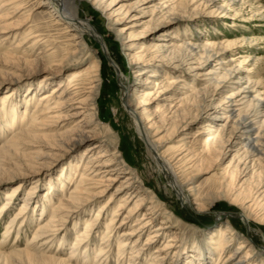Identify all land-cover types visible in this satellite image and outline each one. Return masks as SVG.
<instances>
[{
    "label": "bare ground",
    "instance_id": "bare-ground-1",
    "mask_svg": "<svg viewBox=\"0 0 264 264\" xmlns=\"http://www.w3.org/2000/svg\"><path fill=\"white\" fill-rule=\"evenodd\" d=\"M103 1L0 0V66L8 69L5 74L11 78L3 84L8 85L7 89L12 88L0 99V185L12 182L15 178L26 180L32 176L39 177L42 168L51 166V163L46 164V159L56 156L60 158L64 156L63 153L71 154L69 151L86 146L79 161L70 167L76 173L73 178L70 176L73 189L69 197L60 190L63 195L57 201V206H50L51 198L46 202L47 205H38L34 197L36 192L33 191L39 183L36 179V185L28 191L27 197L22 198L18 212L6 226L0 251L5 248H1L3 245L7 247L11 235L16 234V240L21 238L28 218L34 219L33 227L36 228L25 249H14L12 255L0 252V259L6 262L20 259L30 264H109L113 247L117 246L119 257H123L127 249H132L127 264H135L162 241L153 252L156 257L150 263L159 264L174 248L172 242H176V237L169 243L164 241V232H167L168 224L172 222L171 212L160 201L159 195L145 190L144 179L130 167L129 160L121 152L120 137L113 132L114 127L110 124V129L106 128L107 132H104L100 111L101 97L105 94L103 62L99 53L87 42L86 36L94 37L98 42L103 41L104 53L118 73L123 108L133 121L139 138L150 151L157 169L166 175L169 185L180 200L194 206L195 212L202 214L209 211L216 200L225 197L239 205V218L246 225L250 226L254 222L264 226V191L259 193L258 188L254 192L250 187L252 179L255 176L261 177L263 173V168L259 173L253 168L264 159V99L258 95L254 101H250L247 96V89L262 83H254V86L223 95L227 89L225 83L234 75V71L230 69L221 73L222 65L225 64L223 59L226 58L221 59L217 66L210 64L212 58L223 56L225 51L231 49L229 46L235 44L221 42L219 39L213 41L208 36H198V42L188 41L185 36L175 39L172 31L158 35L163 39L151 44L148 40L164 28L162 25L152 29V20H147L148 12L144 11L140 16L127 12V19L130 18L128 22L126 17L118 18L121 15L116 10L113 12L112 8L120 0H106L111 1L105 5L114 16H109L107 29L116 33L121 49L129 52L126 55L127 67L136 79L131 81L111 56L107 41L98 33L94 24L80 17L82 6L88 3L101 11L105 7H102ZM154 1L157 0H143V4L150 6ZM160 1L155 11H171L165 23L169 26L180 20L181 16L176 11L183 12L187 7L182 3L188 0ZM241 1L240 6L247 0H224L220 9L227 15L236 11L237 15L239 11L234 8ZM36 2L38 6L30 9L31 3ZM210 2L215 5L218 0ZM257 4L251 6L255 8L252 15L263 20L264 7L260 6L259 1ZM43 9L48 14V21L45 22H42L41 15H35V11ZM145 25L149 26L131 36L136 28ZM17 37L20 40L9 46L8 41ZM39 46L42 48L36 53ZM230 62H236V59ZM206 66H211L207 75L213 77L203 80L206 83L203 88L198 89L197 85H192V81L188 84L185 81L182 91L173 92L183 83L180 76L175 78L176 71H184L199 78ZM23 70L30 73L42 71L45 76L38 80L36 89H32L33 83L29 84L26 93L17 97L20 91L13 89V86L18 73ZM65 73L68 74L67 78H62L52 91H44ZM212 87H215V94L223 99L216 103L213 94L203 112L196 115H203L202 118L206 120L199 127L200 131L185 133L197 121L193 117L189 121L183 118L178 125V117H191V111L196 109L199 101L208 97ZM155 105L158 107L151 114L150 107ZM21 112L22 121L17 123ZM157 114L161 117L155 121L153 116ZM71 121L75 122L72 126ZM3 133L10 137H2ZM171 133L182 136L165 149L163 144L172 140ZM226 133L231 135L225 142L223 136ZM90 142L94 143L87 146ZM224 143L226 152H223V158L227 154L235 155L229 165L217 173V167H213V164L218 159L216 152L219 144ZM63 148L66 152L58 155L56 151ZM79 170H82L80 180L77 173ZM206 174H211L208 179L214 180L218 186L217 196L213 198L198 197L197 177ZM58 183L61 189V181L58 180ZM117 183L119 186L115 193L109 196L110 189ZM51 187L53 189V185ZM24 188L23 181L12 186L6 202L0 207V220L12 210ZM33 203H36L35 207ZM117 203L118 209H114V215L108 219V211ZM95 206L99 210L92 218ZM126 210L128 212L124 214ZM87 217L91 219L86 223L84 233L77 236L69 255L63 257L52 253L58 241L59 245L55 249L66 254L65 235L69 225L73 224V230L79 234ZM158 219H162L161 225L152 228ZM101 221H107L106 231L101 237L97 254L89 260L95 248L93 233L99 231ZM230 228L229 223L218 241L212 237L206 241L195 238L193 252L190 254L187 248L182 253L174 250L173 262L177 264L184 260V264H253L258 261L257 264H264V244L257 245L248 238L234 253L225 257L233 243V236L230 237L233 230ZM147 232V241L141 245L142 237ZM117 234L116 245L114 237Z\"/></svg>",
    "mask_w": 264,
    "mask_h": 264
},
{
    "label": "rangeland",
    "instance_id": "rangeland-1",
    "mask_svg": "<svg viewBox=\"0 0 264 264\" xmlns=\"http://www.w3.org/2000/svg\"><path fill=\"white\" fill-rule=\"evenodd\" d=\"M118 1V0H115ZM192 0L184 1L182 4L187 7L183 12L176 11L177 14L181 16L179 21H176L174 24H170L169 26L165 25V23L168 20V15H170L171 11H163L158 12L155 11V8L158 4H160L162 1L157 0L154 1L150 6L144 5L143 0H120L119 4L114 8H112L113 12H116L118 15V18H125L127 19L126 13L130 12V15H142L143 11L148 12V18L147 20L151 21V28L156 29V27L159 25H162V30L159 32L157 31L152 39H149L148 42L152 44V42L158 41V39L162 40L163 37L158 36L161 34H165L167 32H173V35L176 36L175 39L181 38L183 36L186 37V39H189L188 41L191 42H198L196 41L198 36H208L211 40L219 39L221 42L229 41L233 42L235 45L229 46L231 49H228L225 51V54L220 57H214L210 61L211 65H216L220 63V60L223 58L225 61V64L222 65V71L221 73H226V71L233 69L234 75L228 78L225 85L227 86V89L225 91L226 95L229 93L236 92L240 90L241 88H244L246 86H254V83H262L260 86H254L251 89H247V96H249L250 101H254V97L261 95L262 99H264V19L260 20L259 17H255L252 15L251 6H258V1L260 2V6L264 7V0H247L250 1L248 3L247 1L243 3L241 6L239 3L238 6H235V10L239 11L236 15V11L231 12L230 14H226V12L220 7L224 4V0H218L217 4L213 5L211 0H195L194 3L191 2ZM107 1H103L102 7L105 5ZM111 1H108L107 4H109ZM38 6V3H31L30 9H34ZM150 7L149 9H146ZM116 10V11H115ZM81 12L80 17L86 21H90L94 24V26L97 28L98 33L103 36V38L107 41L111 52V56L115 61L118 63L119 68L123 70V72L126 75H129V78L131 81H136L135 77L129 73V69L127 67V60L126 55L129 53L128 51H123L121 49L120 42L117 41L116 33L110 32L107 29L108 26V18L111 14L110 11H108L107 6L105 5L104 8L101 9V11H98L96 8L92 7L90 4H86L82 6V9L79 10ZM108 11V12H107ZM43 10L35 11V15H41L40 18L42 19V22L48 21V14H46ZM104 12V14L102 13ZM129 15V16H130ZM167 15V16H165ZM128 16V17H129ZM112 17H114L112 15ZM115 17V18H117ZM124 20V21H125ZM129 19H127L128 22ZM164 24V25H163ZM125 24H123L124 26ZM150 25V24H149ZM149 25L140 26L136 28L131 36L133 34H136L138 31L142 30L145 27H148ZM161 27V26H160ZM161 29V28H159ZM217 33H219L217 35ZM218 37V38H217ZM87 42L90 43L92 49L94 51H97L99 53V56L101 57V60L103 62V69H104V82H105V94L103 97H101L102 100V106H101V119L103 126L105 127L104 132L106 133L110 124L114 127L113 132L120 137V146H121V152L125 155V157L129 160L130 167L135 169L139 176L144 179L145 183V190H151L154 191L157 195L160 196V201L164 203V205L169 209L171 212V218L172 222H170L168 225L167 232H164L166 237L165 243H169L174 237H176V242H172L174 245V248L170 250L169 255L164 258L168 260H160L159 264H176L174 263L173 256L175 255L174 250H178L184 252V250H188L189 254L192 251L193 247V241L195 238H198L199 240L204 239L203 241H206L209 237H212L214 240L218 241L221 237L222 233L226 230L227 224L230 223V229L233 230V232L230 234V237L233 239V243L230 245L229 249H227L228 256L231 253H234L236 249L239 247L240 244L243 243L245 238H248L249 241L255 242L257 245H263L264 244V226L259 225L256 223H252L250 226L246 225L240 218L239 213H241L239 205L234 204L230 202L227 198H222L220 200L215 201V205L209 210L202 214H198L194 210V206L190 205L189 203H185L180 200V198L177 196V194L172 190L171 186L168 183V178L163 172H160L157 169V166L154 162V159L148 150L146 144L143 140H141L136 133L135 126L133 124V121L128 116L126 111L123 108V102L121 100V88H120V82L118 77L117 70L113 68L108 60V57L104 53V49L102 46V40L97 41L94 37L86 36ZM244 39L247 40L244 42ZM20 40V37L15 38L14 40H9L8 45H13L15 42H18ZM159 40V41H160ZM227 45V44H226ZM42 47L39 46L36 49V53L40 51ZM249 56L250 59L248 58ZM248 58V59H247ZM231 59H236V62H230ZM244 60V61H243ZM248 60V62H247ZM234 63V65H233ZM241 63V64H240ZM211 66H206L201 73V76L199 78H195L192 76V74H188L184 71H176L175 78H178L180 76V79L182 80V84L179 85V87H176L173 92H176L178 90H181L182 85L190 83L192 81V85H197L198 89L203 88L206 83H204V79L207 77L211 78L213 76H208L207 73L210 70ZM238 68V69H237ZM7 68L4 69V67L0 66V99L6 94L7 91H10L12 88L7 89L8 85L3 84L7 80L11 79L10 77L5 74L7 72ZM236 70V71H235ZM172 71V70H171ZM117 73V74H116ZM10 74V73H9ZM6 75V76H4ZM68 74H63L60 76L54 83H52L47 89L46 93L52 91V89L60 83V80L63 78H67ZM43 76H45L42 71H35L33 73L20 71L18 73L17 81L14 84L13 89H18L20 91L18 96L24 95L26 92V86L29 84H32V89H36V85L38 84V80L41 79ZM235 77H237V80H235ZM199 79V80H198ZM16 80V79H15ZM144 80V78H142ZM204 83V84H203ZM234 83V84H231ZM50 84V83H49ZM203 84V86H202ZM249 84V85H248ZM215 87L211 88L208 92H210L204 100H201L198 102L196 109L191 111V117L189 116H179L176 123L180 125L183 118H189L195 119L197 121L196 125H193L191 129H189L185 133H195L197 131H200L199 127L206 121L203 115L196 117V115L200 112L202 113L205 109V106L209 103V101L212 98V95L215 94L214 91ZM182 91V90H181ZM211 94V97H210ZM15 97V99H17ZM216 99V103H219L223 98L222 96L214 95ZM209 98V99H208ZM207 100V101H206ZM12 102V100H11ZM36 102V101H35ZM15 104V102H13ZM34 103V102H33ZM203 103V104H202ZM22 106V105H21ZM158 106L150 107V113L153 114ZM23 108V107H22ZM10 109L7 108V110ZM21 108H19L20 110ZM24 108L22 109V112H24ZM20 113L17 118V123L22 121L23 113ZM161 117L160 114L154 115L153 118L156 120ZM70 126H72L75 122L71 121ZM110 129V128H108ZM229 134V135H228ZM171 133V138L168 143L163 144L165 146V149L172 146L176 141L182 136L181 135H173ZM231 133H226L223 136V141H227L230 139ZM5 136V138H9V134L3 133L2 137ZM229 138V139H228ZM96 142V141H94ZM94 142H90L88 145L93 144ZM233 140L231 141V143ZM2 143L0 142V145ZM225 144H219V147L217 148L216 155L218 156V159L214 162L213 167H217V170L215 172L220 173L224 168H226L230 161L234 157V153L227 154L225 158H223V152H226ZM162 146V147H163ZM86 146L80 147L77 150H71L69 152H72L71 154H64L63 152H66V149L63 148L61 151L58 152V155H61L63 153L64 156H58L56 157H50L46 159V164L49 165L51 163V166H45L42 168L43 170L40 171L38 176H32L30 178H27L26 180H23L22 178H15L12 180V182L4 183L3 185H0V207L6 202L7 195L10 193L12 186L14 184L24 182V189L21 191L19 195V200L15 203L12 210L9 211L6 215L3 216V218L0 220V244L2 243L4 234L6 232V226L9 224V221L12 217L16 215L18 212L19 206L22 203V198L24 199L28 195V191L32 189V187L35 184V180L38 179L39 183L36 185L37 188L33 190L35 193V201L38 202V205H45L50 198L52 199L50 206L52 207L53 204L55 206L58 205L57 201L59 198L63 195V193L69 197L70 192L72 191L73 187L71 185L73 184L70 180V178L75 175V171L70 170L71 165H74L76 161H79V157L84 152ZM164 150V148H163ZM63 160H60L62 159ZM45 164V165H46ZM50 168V170H48ZM256 168V169H255ZM262 176H255L252 181L250 182V187L256 192L258 188L259 193L264 191V187L261 188L264 184V159L261 160L260 164L256 163L253 170H256L258 173L262 171ZM76 170V169H75ZM233 170V169H232ZM79 174V179L82 177V170L77 171ZM213 174V172L211 173ZM211 174H206L203 176L197 177V186H199L198 191V197L201 198H213L217 196L218 192V186L215 183L214 180L208 179V177ZM71 176V177H70ZM240 177L238 178V180ZM37 180V181H38ZM58 180L61 181V189L59 188L60 183H58ZM206 180V181H205ZM237 180V182H238ZM53 185V189H51ZM55 185V186H54ZM119 186V183L115 184L110 189V194L115 193L117 187ZM61 190V191H60ZM211 190V192L209 191ZM214 190V192L212 191ZM211 193L210 195H207V193ZM216 194V195H214ZM214 195V196H213ZM200 198V199H201ZM34 201V202H35ZM34 204V203H33ZM36 204V203H35ZM35 204L33 207H35ZM262 204L264 206V200L262 201ZM47 205V203H46ZM32 208V207H31ZM238 208V209H237ZM114 209H118V203L115 205L113 209H110L108 211L109 217H112L114 215ZM97 206H95L93 211L92 218L98 213ZM129 210V209H128ZM128 210L124 212L127 213ZM31 210H29L30 213ZM257 212V215H259V212ZM221 216V218H220ZM91 218H85V220L82 223V226L80 227V232L78 234V231L75 232L73 230V224L69 225L68 232L66 233V249L65 253L55 249L59 245L58 241H56L54 248H52V253H54L56 256H63L67 257L69 255L72 245L75 242L78 235L84 233V228L86 226V223ZM220 220V221H219ZM108 221V220H107ZM106 221V222H107ZM106 222L101 221L100 222V229L97 233H93L95 237L92 238V241L95 240V248L93 249V254L91 256L89 255V260H92L93 257L97 254L98 248L101 244V237L106 231ZM162 222V219H158L154 221V227L160 226ZM34 219L28 218L25 222V231L23 234H21V238L16 240V234L11 235L7 240V247L2 246V249L0 252L5 255H12L13 250H23L27 247V244L30 243L31 238L34 235L35 227H33ZM260 228H259V227ZM33 227V228H32ZM24 230V229H23ZM27 230V231H26ZM150 232V231H149ZM142 237L141 245H143L148 238V233ZM210 234H209V233ZM119 233V231H118ZM229 233V232H228ZM118 234L114 237L115 238V244L118 243ZM191 236V237H190ZM162 244V241L155 244V246L151 249V252L147 254V256L144 258L138 259V261L135 264H150L153 262L154 258L156 257L155 254H153L154 251L157 250V248ZM117 245V244H116ZM91 249V251H92ZM183 250V251H182ZM229 252V253H228ZM133 250L127 249L125 251V254L123 257H119L117 254V246L113 247V253L111 256V259L109 260V264H127L129 262V258L132 256ZM167 253H165L166 255ZM219 253H217L218 255ZM186 258L188 256H185ZM148 261H145V260ZM117 260H120L119 262ZM180 260L177 264H184V260L181 262ZM259 263L256 261L253 264ZM0 264H30L27 261H22L20 259L16 260H10L9 262H6V260L0 259ZM76 264V263H74Z\"/></svg>",
    "mask_w": 264,
    "mask_h": 264
}]
</instances>
